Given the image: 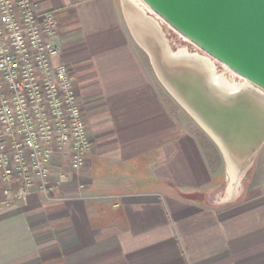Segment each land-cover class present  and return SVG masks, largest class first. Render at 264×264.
<instances>
[{
    "label": "crops",
    "instance_id": "obj_1",
    "mask_svg": "<svg viewBox=\"0 0 264 264\" xmlns=\"http://www.w3.org/2000/svg\"><path fill=\"white\" fill-rule=\"evenodd\" d=\"M36 2L58 20L55 64L70 68L91 150L77 171L55 155V198L0 203V264H264V145L239 196L211 209L204 151L128 37L118 0Z\"/></svg>",
    "mask_w": 264,
    "mask_h": 264
},
{
    "label": "water",
    "instance_id": "obj_2",
    "mask_svg": "<svg viewBox=\"0 0 264 264\" xmlns=\"http://www.w3.org/2000/svg\"><path fill=\"white\" fill-rule=\"evenodd\" d=\"M166 91L208 133L236 182L264 145V0H121ZM194 47L174 50L163 25ZM217 64L239 81L226 83Z\"/></svg>",
    "mask_w": 264,
    "mask_h": 264
},
{
    "label": "built area",
    "instance_id": "obj_3",
    "mask_svg": "<svg viewBox=\"0 0 264 264\" xmlns=\"http://www.w3.org/2000/svg\"><path fill=\"white\" fill-rule=\"evenodd\" d=\"M58 20L36 0H0V203L57 196L51 161L77 171L91 150L70 68L56 63ZM58 177L65 178L64 172Z\"/></svg>",
    "mask_w": 264,
    "mask_h": 264
},
{
    "label": "rangeland",
    "instance_id": "obj_4",
    "mask_svg": "<svg viewBox=\"0 0 264 264\" xmlns=\"http://www.w3.org/2000/svg\"><path fill=\"white\" fill-rule=\"evenodd\" d=\"M118 11L120 14V19L124 28L128 33V37L131 39L132 43L134 44L137 52L140 53L142 58L144 59L145 65L148 71L151 73L153 78L155 79L156 83L159 84L162 88V92L166 98H169L173 102V106L178 109V112L182 114L184 117H188V121L186 124L189 126L188 129L192 131L195 136L197 137L202 150L206 156L208 164L210 166V170L213 172L216 180V191L213 192L207 198V205L211 209L221 208L225 206H229L232 202L239 196L240 190L247 178L248 170L236 181L233 182L231 180V175L228 173V169L226 166V162L222 156V152L217 146V144L213 141V139L208 135V133L198 124L196 120H194L173 98L172 96L166 91V89L161 85L159 80L157 79L151 65L149 62V58L144 53V51L137 45L133 37L131 36L126 20L124 17L123 9H122V2L118 0L117 2ZM164 33L167 36L169 44L174 50L177 49H186L188 52H194L195 47L179 35L177 32L169 28L167 25H163ZM225 67L221 64H217V75H221V78L226 83H231L232 81L237 82L240 78H237L229 71H225ZM233 183V184H232ZM232 184V185H231ZM238 195V196H237ZM100 200V199H99Z\"/></svg>",
    "mask_w": 264,
    "mask_h": 264
},
{
    "label": "bare ground",
    "instance_id": "obj_5",
    "mask_svg": "<svg viewBox=\"0 0 264 264\" xmlns=\"http://www.w3.org/2000/svg\"><path fill=\"white\" fill-rule=\"evenodd\" d=\"M131 1L133 2L134 0H130V2H131ZM230 175H231V180L234 182V178H235V177L232 176V174H230ZM232 184H233V183H232ZM232 184H231V185H232Z\"/></svg>",
    "mask_w": 264,
    "mask_h": 264
}]
</instances>
